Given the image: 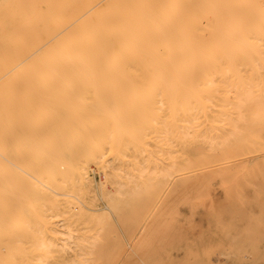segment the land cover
Listing matches in <instances>:
<instances>
[{"label": "bare ground", "instance_id": "1", "mask_svg": "<svg viewBox=\"0 0 264 264\" xmlns=\"http://www.w3.org/2000/svg\"><path fill=\"white\" fill-rule=\"evenodd\" d=\"M80 86L95 96L166 97L174 156L164 175L226 158L237 151L243 127H264V0H0V240L9 235L29 243L14 249L0 243V264H13L17 255L23 264H37L27 257L66 248L71 230L48 224L42 207L47 189L82 202L80 192L61 191L73 159L104 158L113 190L103 194L114 212L124 187L115 164L127 148L145 158L143 168L153 169V152L144 146L145 129L155 127L151 109L139 104L126 118L119 106H62L32 97L71 94ZM61 117L63 123L50 124ZM225 128L231 130L223 136ZM72 135L85 138L83 150ZM79 165L84 186L87 172ZM149 184H141V192ZM48 202L59 205L54 198ZM68 207L61 211L67 224L77 215ZM32 223L38 227L30 232Z\"/></svg>", "mask_w": 264, "mask_h": 264}, {"label": "rangeland", "instance_id": "2", "mask_svg": "<svg viewBox=\"0 0 264 264\" xmlns=\"http://www.w3.org/2000/svg\"><path fill=\"white\" fill-rule=\"evenodd\" d=\"M25 82L31 81L19 80L18 83ZM49 82L59 85L63 81ZM74 90L71 94L57 97L48 94L32 97L36 101L43 99L50 104L56 101L62 106L81 103L119 106L126 118L131 116L128 112H132L134 106L142 105L151 109L155 127L145 129L144 146L153 152L151 170L154 173L143 168L146 165L143 162L145 158H141L140 154L136 156L135 150L127 148L123 160L115 164L120 168V180L124 187L123 194L116 196L114 212L106 207L108 199L103 194V191L113 190L107 181L111 169L103 166L104 158L89 159L86 162L73 159L69 174L60 182L61 191L80 192L82 202L74 196L54 194L47 189L49 196L46 205L42 207L46 222L62 230H71L73 240L67 243L66 248L59 246L46 249L45 255L38 258L40 260L26 256L28 261L37 264H264L263 126L250 127L253 132L249 127H243L242 134L238 132L241 127L234 129L238 132L236 135L244 137L236 143L238 149L232 155L219 157L193 171L175 172L169 177L164 174L171 169L169 165L172 166L174 154L168 149L166 128L169 126L170 111L165 96L156 93L151 99L149 96L138 99L133 94L118 96L109 91L95 96L81 86ZM137 99L139 101H135ZM242 115L250 116L249 110L243 111ZM89 117L95 120V124L100 121L94 114ZM142 117L145 118L144 113ZM57 119L50 121L53 127L61 122L62 117ZM229 130L225 128L221 135H229ZM209 134L212 135L211 132ZM69 138L78 139L80 149L87 144L85 138L80 136L76 138L72 135ZM253 138L256 142L252 141ZM207 147V144L201 146L203 149ZM139 161L142 168L136 165ZM79 164H83L87 172V184L84 186H81L76 173ZM222 165L225 167L222 168ZM162 170L164 173L161 176ZM27 176L29 179L30 176ZM145 181L151 183V187H148L150 190L141 192L139 186ZM52 198L59 202L58 207H50L48 200ZM68 200L72 202L68 203ZM67 206L69 209L72 206L71 211H77L75 221L68 224L61 212ZM27 227L32 228L27 229L33 232L38 225L32 223ZM16 236L18 234L14 233L13 237ZM9 237L4 235L0 240L9 249H14L16 245H29L26 241ZM58 237L60 244L64 243L65 236L59 234ZM92 242L94 245L91 246ZM20 261L17 255L13 264H23Z\"/></svg>", "mask_w": 264, "mask_h": 264}]
</instances>
